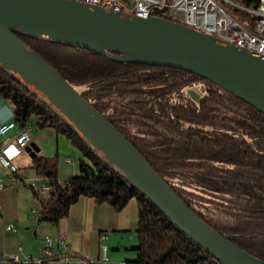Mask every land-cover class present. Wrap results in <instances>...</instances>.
I'll use <instances>...</instances> for the list:
<instances>
[{
  "label": "trees",
  "instance_id": "16d2710c",
  "mask_svg": "<svg viewBox=\"0 0 264 264\" xmlns=\"http://www.w3.org/2000/svg\"><path fill=\"white\" fill-rule=\"evenodd\" d=\"M230 1L247 8L259 2ZM17 37L118 131L196 216L264 261L263 114L182 70L121 63L88 50ZM191 91L198 101L190 97ZM0 98L10 103L19 127L34 116L36 130L53 129L81 155L78 173L64 181L58 175L57 156L32 159L29 172L50 187L46 195L31 189L38 222L56 226L82 197L115 213L134 199V264H218L1 69Z\"/></svg>",
  "mask_w": 264,
  "mask_h": 264
},
{
  "label": "water",
  "instance_id": "95a60500",
  "mask_svg": "<svg viewBox=\"0 0 264 264\" xmlns=\"http://www.w3.org/2000/svg\"><path fill=\"white\" fill-rule=\"evenodd\" d=\"M168 2L153 11L163 14ZM17 35L116 62L182 70L263 115L264 56L156 15L138 19L74 0H0V69L55 111L95 155L218 264H264L196 216L135 148ZM189 95L198 101L194 92Z\"/></svg>",
  "mask_w": 264,
  "mask_h": 264
},
{
  "label": "built area",
  "instance_id": "2783aa9c",
  "mask_svg": "<svg viewBox=\"0 0 264 264\" xmlns=\"http://www.w3.org/2000/svg\"><path fill=\"white\" fill-rule=\"evenodd\" d=\"M74 1L129 14L138 19H148L155 15L154 8L163 6V0H133L131 6L118 0ZM160 17L212 35L221 44L233 45L264 56V0H259L254 8L243 7L230 0H169L166 11ZM3 100L0 98V109L8 113V119H0V169L4 170L3 173L0 171V192L16 184H22L39 195H46L50 191L48 184L36 176L31 178L25 173L20 175L16 164L31 143L33 123L31 121L19 127L14 122L11 109H8ZM2 228V233L15 234L17 231L13 224H5ZM107 240L106 234H99V257L96 261L71 253L66 254L64 264H129L123 261L110 262ZM42 241L37 256L21 257L22 247L18 246L15 253L0 252V264H50L58 256L54 255V249L67 250L61 238L57 239L55 245L49 236H45Z\"/></svg>",
  "mask_w": 264,
  "mask_h": 264
},
{
  "label": "crops",
  "instance_id": "0c3cea01",
  "mask_svg": "<svg viewBox=\"0 0 264 264\" xmlns=\"http://www.w3.org/2000/svg\"><path fill=\"white\" fill-rule=\"evenodd\" d=\"M118 1L127 6H131L133 3V0ZM8 109L10 110L11 108L9 107ZM0 119H8V113L3 110L1 111V109ZM30 136L32 138L30 145L23 153V156L16 162L17 165L19 164L18 168L21 172L20 175L25 173L30 177V172H25L24 168H22L23 166H20V164H25L24 166L27 165L29 167L32 159L36 156H42L45 158L57 156V158L60 159L64 154L72 157L75 161L78 159L77 165L70 157H62L61 164L58 168L59 178L64 181L78 173V161L81 159V155L80 153L78 155L75 152L77 150L74 149L63 136H57L51 128H44L42 130H35L34 128L30 133ZM24 187L26 188V186H22V184H16L0 192L3 200L2 208H0V220L2 221L3 219L4 221H0V252L15 253L18 246L22 247L19 244V239L16 234L17 231L15 234L2 233L3 225L14 224L13 222L19 223V225H32L34 223L31 218L25 219V215H22L25 222H20L18 211L13 215L9 210V207L13 206V202H15V208L16 205H18L20 201V189H25ZM27 201L30 204L32 203L30 198H27ZM127 209H130V213L132 214L131 222L137 223V205L134 199L129 201L120 213H115L112 208L107 205H97L92 199L82 197L77 204L71 207L69 216L60 220L56 226L50 224L43 226L39 223L34 224V229H36L34 236L37 238V233L42 234V239L40 237L41 242H36V247L30 251V254L24 253V248H22L20 256H37L42 247L41 244H43V238L49 236L55 243L58 238H61L67 246L66 251H63L62 249H54V255L58 256H56V261H52L50 264H64L66 254L71 253L78 256H86L87 258L96 261L99 257L98 242L100 233L107 235L108 232L127 231L128 219L126 220L127 216L124 217L123 214ZM32 210H38V208ZM133 213L135 214V220ZM36 219L38 222V215ZM134 229H136V226L133 227V230ZM120 239V236H116L115 239H112V242H118L115 246L120 244ZM107 241H109V239ZM32 242L34 241L32 240ZM112 246V252L119 250V247H114V244Z\"/></svg>",
  "mask_w": 264,
  "mask_h": 264
},
{
  "label": "rangeland",
  "instance_id": "374dc122",
  "mask_svg": "<svg viewBox=\"0 0 264 264\" xmlns=\"http://www.w3.org/2000/svg\"><path fill=\"white\" fill-rule=\"evenodd\" d=\"M3 102L6 104V106L9 108H11V105L7 102L4 101ZM31 121L33 123V127L35 128V122L36 119L34 116L31 117ZM36 130V128H35ZM78 155L79 152L75 151ZM62 157H70L66 154H64L63 156H61V158H58V168L59 165L61 164V160ZM26 158V157H25ZM72 159V157H70ZM73 161H75L74 159H72ZM78 160V159H77ZM77 160L75 161V164L77 165ZM23 163V162H22ZM19 165V164H18ZM23 166L22 168H24L25 172L29 173V169L28 166H24L25 164H20V166ZM27 168V169H26ZM1 172H4V170L0 169ZM29 176L32 178L34 175L32 173H29ZM23 186V185H22ZM25 188V187H24ZM26 189V190H25ZM25 189H20V201L18 203V205H16V208L14 206L15 202L12 203L13 206L9 207V210L11 211V213L13 215L16 214V212L18 211V216H19V221L20 222H25L22 218V215L24 216L25 219H29L31 218V220L34 222L32 225H19V223H15L14 227L17 229V237L19 239V244L22 246V248H24V253H28L30 254V251L36 247V242H41L42 239V234L37 233V238L36 236H34V233L36 231V229H34V224L39 223L41 226L46 225L47 223L45 222H37V214L33 213L32 209H37L38 208V204L37 201L35 199V197H33L32 195V191L30 188L26 187ZM27 198H30L32 203L30 204L27 201ZM3 205V200L1 198L0 195V208H2ZM17 209V210H16ZM32 210V211H31ZM124 217H126V220L128 219L127 222V231L123 232H108V239L109 241L106 242V245L109 248V260L110 262H127L129 264H134L135 263V257L136 254L134 251H132V247L135 246L137 244V236H136V232L133 227L136 226V222H131V216L132 214L130 213V209H127V211H125L124 213ZM133 217L135 220V214L133 213ZM1 221V220H0ZM1 222H4L3 219ZM18 226V227H17ZM39 236V239H38ZM116 236H120V244L118 246H115L118 242L114 241L112 242V239H115ZM41 237V239H40ZM32 240L34 242H32ZM114 244V247H119L118 251H114L112 252V245ZM55 245V242H54ZM42 246V244H41ZM56 264V263H54Z\"/></svg>",
  "mask_w": 264,
  "mask_h": 264
},
{
  "label": "bare ground",
  "instance_id": "6f19581e",
  "mask_svg": "<svg viewBox=\"0 0 264 264\" xmlns=\"http://www.w3.org/2000/svg\"><path fill=\"white\" fill-rule=\"evenodd\" d=\"M54 112V111H53ZM61 118V117H60ZM62 119V118H61Z\"/></svg>",
  "mask_w": 264,
  "mask_h": 264
}]
</instances>
